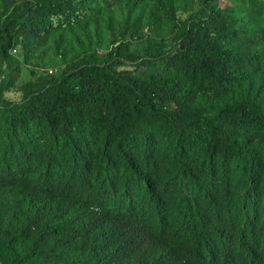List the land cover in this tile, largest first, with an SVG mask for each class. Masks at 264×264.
<instances>
[{
  "label": "trees",
  "instance_id": "16d2710c",
  "mask_svg": "<svg viewBox=\"0 0 264 264\" xmlns=\"http://www.w3.org/2000/svg\"><path fill=\"white\" fill-rule=\"evenodd\" d=\"M144 1L0 0V99L11 49L26 62L127 10L103 58L66 60L57 40L60 74L1 99L0 264H264V0H198L184 19ZM143 12L147 39L174 44L117 70Z\"/></svg>",
  "mask_w": 264,
  "mask_h": 264
},
{
  "label": "rangeland",
  "instance_id": "374dc122",
  "mask_svg": "<svg viewBox=\"0 0 264 264\" xmlns=\"http://www.w3.org/2000/svg\"><path fill=\"white\" fill-rule=\"evenodd\" d=\"M144 2L146 10L154 9L151 0H145ZM219 4L221 6L233 5L234 0H221ZM175 5V15L179 19L196 14L200 10L198 0H175ZM126 12L124 4L115 5L104 14L105 17L99 20L97 26L96 23L90 21L80 23L71 30H60L50 36L43 45L38 46L35 54L26 62L23 61L20 46L11 49L10 54L21 63L20 72L15 84L2 93L1 99L17 101L21 96L22 84L25 82L36 81L43 77H55L60 74L65 61L54 52L57 40H61V49L65 54L66 60H70L76 55H81L83 52H94L100 58H103L113 46L118 44V42H115V30L110 26L122 23L127 16ZM134 17L135 15H132L130 20L132 21ZM148 35L149 33L145 27V13L143 12L139 24L135 26L130 24L124 35L125 40L130 43V51L136 56L135 61L119 58V63L115 64L116 62H113L112 66L117 70L134 69L140 60L139 58L146 57L148 51L156 53L167 50L174 44L173 36L170 33H166L162 37H152L151 39H147ZM8 76L7 64L5 62L0 63V82L6 81ZM1 99L0 102L2 101Z\"/></svg>",
  "mask_w": 264,
  "mask_h": 264
}]
</instances>
